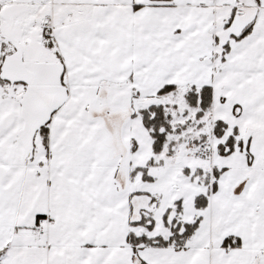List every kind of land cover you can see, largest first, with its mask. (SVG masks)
Listing matches in <instances>:
<instances>
[{"label": "snow or ice", "instance_id": "snow-or-ice-1", "mask_svg": "<svg viewBox=\"0 0 264 264\" xmlns=\"http://www.w3.org/2000/svg\"><path fill=\"white\" fill-rule=\"evenodd\" d=\"M0 264H264V0H0Z\"/></svg>", "mask_w": 264, "mask_h": 264}]
</instances>
